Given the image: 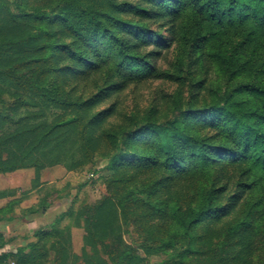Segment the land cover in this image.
<instances>
[{"label": "trees", "instance_id": "16d2710c", "mask_svg": "<svg viewBox=\"0 0 264 264\" xmlns=\"http://www.w3.org/2000/svg\"><path fill=\"white\" fill-rule=\"evenodd\" d=\"M152 22L168 26L175 35L173 40L182 35L191 41L188 72L193 74V99L198 101L197 93L206 88L215 61L227 57L222 49L228 34L254 30L250 43L257 32L264 34V0H20L15 5L0 0V76L19 87L14 95L21 104H16L14 112L27 101L41 110L53 106L57 116L65 117L63 109H70L66 119L55 118L32 141L34 145L27 144L20 152L7 150L10 138L0 136V172L47 167L50 141L60 142L66 134L58 132L60 126L80 121L81 158L98 149L97 142L110 144L112 150H99L116 168L113 180L105 185L108 197L97 212L99 218L89 224L92 246L114 236L113 216L102 213L116 197L123 213L138 211L139 225L158 226L165 235L171 231V238L162 236L158 242L182 243L180 248V244L174 247L181 258L196 264H241L255 245L263 212L255 209L260 204L251 205V195L264 188V88L257 84L240 87L248 94V102L255 104L243 115L232 110L240 104L218 101L211 106L192 104L159 121L160 109L152 108L140 119L139 113L132 112L115 132L104 128L102 135H93L117 104L103 109L100 105L118 96L128 83L172 77L158 69L169 44L161 31L150 27ZM253 59L257 64V53ZM69 74L79 76L80 83H88L93 76L103 83L88 98L75 97V91L68 94L56 81ZM0 91L6 92L1 87ZM11 120L10 114L0 113V133ZM56 128L57 133L49 137ZM26 131L33 132V128ZM125 154L131 156L125 159L128 161L116 163ZM65 162L69 170L84 166L71 155ZM3 210L0 208V220L6 217L1 215ZM246 211L251 217L243 218ZM230 215L229 221H223ZM208 220L223 221L222 229L238 238L236 244L241 248L234 257L206 249L209 233L198 236L199 243L203 240L201 247L193 245L197 238L193 231ZM178 234L182 237H176ZM141 248L144 256L136 248H127L116 259L100 257L99 264H123L120 259L124 264H143L145 255L156 248L145 244ZM64 249L63 244L55 264L66 262ZM8 256L0 255V264ZM36 259L35 253L33 263Z\"/></svg>", "mask_w": 264, "mask_h": 264}, {"label": "rangeland", "instance_id": "374dc122", "mask_svg": "<svg viewBox=\"0 0 264 264\" xmlns=\"http://www.w3.org/2000/svg\"><path fill=\"white\" fill-rule=\"evenodd\" d=\"M9 1L15 5L20 0ZM161 24L163 23L149 24L150 27L161 31L169 44L158 61V69L172 74V77L128 83L118 96L100 105L99 109H103L113 103L117 104L114 112L101 123L102 128H96L93 135H102L104 128L108 129L107 132H115L128 121L132 112L139 113L140 119L152 108L160 109L157 118L164 121L192 104L196 107L211 106L218 101L231 105L240 104L232 108L239 115L246 114L249 108L255 105L254 102H248V94L239 89L247 84H257L264 88L263 33L257 32V35H253L252 43L250 36L254 30H248L241 35L228 34L222 49L227 57L215 61L214 68L207 75L206 88L197 93L199 95L197 101L193 99L194 93L191 88L193 74L190 75L188 72L191 41H186L187 38L182 35L173 40L175 35L168 30V26L162 27ZM253 53L258 54L257 64L253 59ZM56 81L68 94L75 91V97L84 98L97 91L98 83H103L97 76H93L88 83H80L79 76L75 74L64 75ZM0 87L6 90L4 93L0 91V113L6 112L12 116L10 123L6 124L4 131L0 133L1 137L10 138L6 146L9 151L20 152L27 144L34 145L32 141L38 139L40 133L51 126L55 118L66 119L70 115L69 108L63 109L65 117L57 116L52 110L53 106L48 108L42 106L41 110L29 106V101L23 103L20 111L14 112L16 104H21L20 97L14 95L19 88L18 85L0 76ZM74 119H77V116ZM71 123L68 126H64L66 124L64 123L58 129V132H66L60 142L50 141L52 145L47 147L46 152L48 154L46 162L49 164L47 167L41 170L27 167L0 172V208L4 209L1 215H6L0 220V255L9 254L5 264H55L63 244L67 247L64 249L66 252L64 264H99L100 257L116 259L118 254L127 248H136L144 256V250L141 248L143 244L156 248L152 254L145 255L146 260L143 264H196L195 261L191 262L176 254L178 250L174 251V247L180 244L178 245L180 248L182 243L158 242L162 236L171 238V231L165 235L159 231L158 226L145 227L144 223L139 225L138 211L123 213L116 197L113 204L103 207L102 213L105 216H113L117 227L114 236L107 240L101 239V242H96L94 246L88 242L89 224L99 218L97 212L108 197L105 185L113 180L116 168L110 164L108 158L100 154L104 149L112 150L110 144L97 142L94 146H98V149L89 153L88 157L81 158L80 121L73 120ZM30 128H33V132L29 133L26 130ZM55 133L57 128L49 137ZM100 148L102 150H99ZM59 150L63 152H58ZM68 155L74 160L83 161L84 166L77 170H69L65 162ZM130 157L128 154L119 156L116 163L122 165V161L127 162L125 159ZM208 179L212 181V175L208 176ZM235 179L234 176L233 182ZM233 192L234 189L228 194ZM111 195L115 196L116 193ZM251 196V205L260 204V207L255 209L263 212L258 220L255 245L241 264H264V188H257ZM141 197L145 198V195ZM132 201L133 199L127 203ZM249 217L251 215L246 211L243 218ZM231 218L232 215L223 221H229ZM223 221L216 224L208 220L204 226H198V229L193 231L197 236L193 245L201 247L203 240L199 243L198 236L209 233L211 240L204 243L206 249L217 251L222 257L227 255L234 257L241 245L236 244L238 238L232 237L231 232L227 233L226 228L222 229ZM176 237L182 235L178 234ZM107 245L110 246L109 251H106ZM35 253L37 259L33 263ZM120 261L124 264L123 260Z\"/></svg>", "mask_w": 264, "mask_h": 264}]
</instances>
